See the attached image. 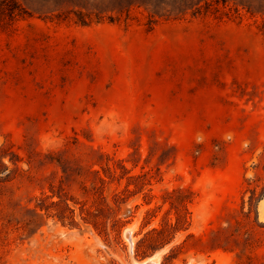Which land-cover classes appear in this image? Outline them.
Instances as JSON below:
<instances>
[{
    "label": "rangeland",
    "instance_id": "obj_1",
    "mask_svg": "<svg viewBox=\"0 0 264 264\" xmlns=\"http://www.w3.org/2000/svg\"><path fill=\"white\" fill-rule=\"evenodd\" d=\"M263 184L264 0H0V264H264Z\"/></svg>",
    "mask_w": 264,
    "mask_h": 264
},
{
    "label": "trees",
    "instance_id": "obj_2",
    "mask_svg": "<svg viewBox=\"0 0 264 264\" xmlns=\"http://www.w3.org/2000/svg\"><path fill=\"white\" fill-rule=\"evenodd\" d=\"M262 187L264 188V184ZM251 191H252V193H251V197H252L255 194V188H252Z\"/></svg>",
    "mask_w": 264,
    "mask_h": 264
}]
</instances>
